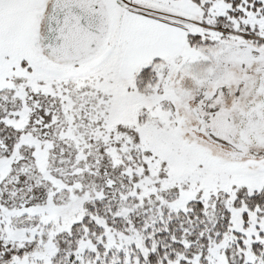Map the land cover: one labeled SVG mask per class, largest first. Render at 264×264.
Masks as SVG:
<instances>
[{"label": "snow or ice", "instance_id": "6c2138e0", "mask_svg": "<svg viewBox=\"0 0 264 264\" xmlns=\"http://www.w3.org/2000/svg\"><path fill=\"white\" fill-rule=\"evenodd\" d=\"M0 264H264V0H0Z\"/></svg>", "mask_w": 264, "mask_h": 264}]
</instances>
